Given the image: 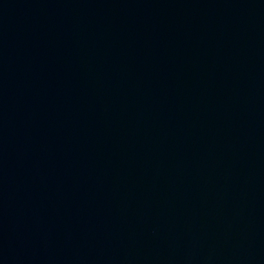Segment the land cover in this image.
Wrapping results in <instances>:
<instances>
[{"label":"water","instance_id":"1","mask_svg":"<svg viewBox=\"0 0 264 264\" xmlns=\"http://www.w3.org/2000/svg\"><path fill=\"white\" fill-rule=\"evenodd\" d=\"M0 264H264V0H0Z\"/></svg>","mask_w":264,"mask_h":264}]
</instances>
